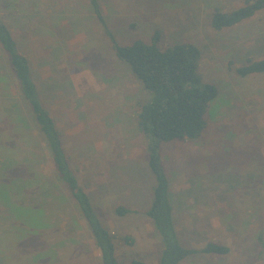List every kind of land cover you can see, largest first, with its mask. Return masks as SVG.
I'll use <instances>...</instances> for the list:
<instances>
[{"label":"rangeland","instance_id":"1","mask_svg":"<svg viewBox=\"0 0 264 264\" xmlns=\"http://www.w3.org/2000/svg\"><path fill=\"white\" fill-rule=\"evenodd\" d=\"M11 1L0 0V16L30 59L70 164L115 236L120 264L135 259L161 264L165 245L146 215L155 181L147 166V142L136 122L146 91L115 56L89 0H15L20 10L14 15L7 9ZM247 1L100 2L107 27L121 45L150 42L156 31L162 48L197 44L202 51L200 73L219 90L202 138L164 143L162 156L183 245L202 249L213 242L231 252L195 255L180 264H264V73H236L249 60L264 59V12L220 32L211 26L217 10L231 12ZM9 77L14 87L13 73ZM13 93L19 90L14 87ZM0 134L6 145H17L13 154L23 161L19 176L37 173L49 179L53 191L49 197L43 191L25 196V205L45 203L20 212L28 228L0 215V264H102L85 220L55 178L47 151L38 152L37 133L35 140L22 136L5 121L0 122ZM34 153L39 154L36 159ZM120 206L131 213L119 217L115 211Z\"/></svg>","mask_w":264,"mask_h":264},{"label":"trees","instance_id":"2","mask_svg":"<svg viewBox=\"0 0 264 264\" xmlns=\"http://www.w3.org/2000/svg\"><path fill=\"white\" fill-rule=\"evenodd\" d=\"M14 1L7 7L10 15L20 10L19 4ZM89 1L95 18L106 30L115 56L129 67L147 93V99L138 103L136 122L147 142V166L155 181L152 188L153 201L146 215L165 245L161 264H180L186 258L195 255L229 254L231 249L228 246L213 242L202 249L183 245L175 224L171 182L162 156L164 143L197 141L208 128L209 106L218 97L219 90L215 84L207 82L200 73L202 59L200 47L192 42H183L162 48L159 31L153 34L150 42L139 39L132 44L121 45L107 27L101 10V0ZM263 12L264 0H248L243 7L231 12L217 10L212 15L211 26L220 32ZM1 64L0 122L11 121L18 134L22 136L28 134L33 137L34 132L37 133L40 139L38 152L42 149L47 151L55 170V178L63 184L71 198L70 201L74 202L78 215L85 220L94 244L100 251L102 264H120L115 236L104 225L88 192L80 184L70 164L61 131L44 105L40 89L33 77L30 59L20 50L9 25L0 16ZM10 73L14 75L16 82L14 87L19 90V96L13 93L14 81L10 79ZM236 73L242 77L262 74L264 59L249 60L247 65L237 67ZM16 146L14 141L6 145L0 139V204L4 207V210H0V215L11 223H18L20 225L18 227L21 228V223L25 227L28 222L20 221L23 216H20V212L27 206L38 208L45 204L44 201H39L40 206L28 203L25 205V196H29V193L42 195L43 191L44 197H49L53 196V191L47 182L49 179L46 180L37 173H32L33 175L28 177L19 176L17 168L23 161L16 159L13 154V148ZM38 156V153L33 154L35 159ZM2 184H7L5 188L8 197L5 200L3 196L6 189L3 191ZM115 212L119 217L131 213L123 206L118 207ZM6 214L8 215L5 216ZM17 214L19 217H16ZM3 224L4 221H0V225ZM130 264L149 263L135 259Z\"/></svg>","mask_w":264,"mask_h":264}]
</instances>
